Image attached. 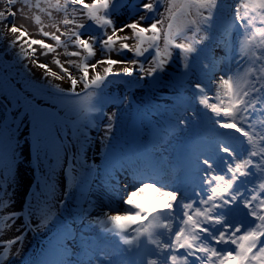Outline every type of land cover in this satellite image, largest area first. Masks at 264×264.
I'll list each match as a JSON object with an SVG mask.
<instances>
[{
    "label": "snow or ice",
    "instance_id": "snow-or-ice-1",
    "mask_svg": "<svg viewBox=\"0 0 264 264\" xmlns=\"http://www.w3.org/2000/svg\"><path fill=\"white\" fill-rule=\"evenodd\" d=\"M18 2L38 10V35L46 39L33 38L8 20L21 11L12 10ZM5 4L0 23L7 21L4 27L11 38L0 32V93L8 56L42 86L29 88L25 81L23 89H13L6 99L0 95V221L6 222L0 224V264L23 260L25 238L53 224L73 191L83 203L74 205L76 211L69 216L119 237L132 255L143 247L142 237L155 246L132 264H264V0H234L227 5L230 13L223 25L225 0ZM53 12L62 16L64 30L57 24L51 25L55 32L44 30L48 25L41 14L53 20ZM218 38L231 56L219 74L208 52ZM174 63L179 86L184 90L186 81L191 98L178 96L168 124L156 134L157 143H166L193 120L208 116L220 130L216 159L204 156L198 141H192L187 157L199 172L196 187L165 182L158 178L159 169L140 158L132 167L108 162L104 171L114 185L109 202L85 197V189L99 175L95 162L89 163L92 144L111 151L117 113L109 114L106 108L127 99L126 93L114 95L109 87L132 82L139 86L148 78L160 84ZM33 68L40 70L38 76ZM64 80L70 87L54 83ZM105 158L107 162V154ZM24 164L38 191L17 206V174ZM57 189L64 193L58 201ZM13 228L17 234L4 239ZM85 245L92 250L91 241L77 239L65 224L39 261L28 264H83L76 253ZM93 259L94 264H124L107 257L99 246L89 264Z\"/></svg>",
    "mask_w": 264,
    "mask_h": 264
},
{
    "label": "bare ground",
    "instance_id": "bare-ground-1",
    "mask_svg": "<svg viewBox=\"0 0 264 264\" xmlns=\"http://www.w3.org/2000/svg\"><path fill=\"white\" fill-rule=\"evenodd\" d=\"M88 2V0H86ZM131 2V0H130ZM228 4L234 3V0H227ZM35 0H32L34 5ZM16 11V23L23 17V15L30 16L31 19L35 18V14H39L38 10L34 7H29L22 2H18L13 5ZM226 9V7H225ZM4 10V7L0 5V11ZM128 9L124 10V15L118 18V22L124 19ZM223 11V10H222ZM230 9H226L225 13L221 15V24H225L229 17ZM56 13L53 12V15ZM42 15L43 23H49L44 19ZM52 22V21H51ZM4 23H0V32L11 38V33L4 27ZM54 22H52L53 24ZM91 23V22H88ZM33 27H28L27 32L33 38L46 39L38 35L39 27L35 22L31 23ZM64 30V27H60ZM45 31L55 32L54 27H45ZM58 34V33H57ZM219 36V35H218ZM63 39V38H62ZM220 40V39H219ZM6 42V41H5ZM163 42L161 41V47ZM227 52L230 49L224 46ZM71 50V49H70ZM225 54V62L223 69L230 63L231 56ZM62 59H76L70 57H62ZM5 70L3 72L4 87L2 93L6 99L7 94L13 89H23L25 87V81H27V87H40V83L35 77H30L26 72L20 69L19 65L15 63V59L11 56L4 58ZM177 66L174 63L172 67L163 76V80L160 84H153L150 78L132 83H115L111 85L108 91L114 95L127 94V99L124 100L122 105L109 104L106 111L111 114L117 113V119L114 121V127L111 137V151L107 148H99V145L93 143L91 151L88 152L89 163L95 162L99 175L94 177L93 183L90 188L85 189V197L88 198H104V202L107 203L108 198L113 195L111 189L112 183L108 180V176L104 169L108 162H122L128 167H132L135 164L137 158L146 160L151 165H154L160 170L158 178L174 184L176 187H180L181 181L178 180L180 176H184L191 173H199L195 167V162L188 159L187 149L195 139L198 141L202 154L216 159L215 144L218 139L217 133L220 131L216 128L211 119L205 116L198 120H193L192 126L185 131H177L173 137L166 138V143H157L156 134L159 129L165 127L168 124V117H170L176 108L178 103V96L183 95L186 98H191V90L187 88V82H184V90H181L179 86V72L176 70ZM33 71L39 75L37 69L33 68ZM130 78H124L127 81ZM58 83L62 88L70 87L67 80L63 82L54 81ZM195 103V102H194ZM199 111H204L203 107L195 105ZM3 109L0 108V114ZM191 116V113L188 114ZM210 115V114H209ZM207 127V130H206ZM201 140V141H200ZM108 144L109 142H105ZM99 149V151H98ZM107 154V162L105 158ZM27 151L25 156H27ZM124 157L121 160V157ZM181 159H187L188 163L182 164ZM189 165V166H188ZM18 176V187L16 189V201L17 206H21L26 199H32L29 195L30 192L38 191L32 185L34 182V176L32 171L28 168L27 164L21 165ZM197 184V183H196ZM197 185L193 184V187ZM64 195L63 191L57 189L54 193V198L58 201ZM83 203V199L79 192H72L71 199L68 201V205L65 209L57 211L56 221L49 225L47 229H44L40 234L29 233L25 238L22 249L23 260L17 258L15 264H28V261H39L43 254L47 251L50 241L53 240L57 229L61 228L65 224L71 228L74 236L79 239L81 236L85 240L91 241L92 250L89 251L87 246L83 247L82 251H77L76 256L83 262V264H89L90 258L94 257L97 246L103 249L104 254L111 258L114 262L123 261L124 264H132V261H142L146 255L143 253L136 254L135 259H129L127 252L125 251L129 246L123 244L119 237H111L105 235L101 229L96 227H88V221H81V219L75 215L69 216V212L75 213L76 209L74 205ZM7 211H10L7 210ZM6 223L0 221V224ZM20 223V221H17ZM17 233L13 228L4 235V239H8ZM142 243L145 242V238H141ZM150 250H154V245H150ZM183 251V250H181ZM87 252V254H85ZM145 254V255H144ZM94 264V259L92 260Z\"/></svg>",
    "mask_w": 264,
    "mask_h": 264
},
{
    "label": "rangeland",
    "instance_id": "rangeland-1",
    "mask_svg": "<svg viewBox=\"0 0 264 264\" xmlns=\"http://www.w3.org/2000/svg\"><path fill=\"white\" fill-rule=\"evenodd\" d=\"M0 5L4 7H6V4H5V0H0ZM225 7L226 9L228 10L229 7H227V5H231V4H228L227 0H225ZM225 7L223 8V11L222 13L224 14L226 9ZM12 10H14V7L12 6ZM17 16V15H16ZM16 16L13 18L11 16L8 17V20L12 21L13 23L16 24L17 27H20V26H23L24 29L28 28V27H33V25L31 24L32 22H35V19H31L30 16L28 15H23V17H21L19 20H18V24L16 23ZM54 16V19L53 20H49L48 19V22L49 23H44L45 25H48L47 27H52V22H54L53 24H57L59 27H64L62 24L59 23V21L62 19V16L60 14H55L53 15ZM45 20L46 17L43 16ZM52 21V22H51ZM5 23H7V21H5ZM3 27V25H0ZM36 27H39V26H36ZM26 30H29V29H26ZM219 35V34H218ZM224 45L222 44V42L219 40V38L217 39V41L215 42L214 45H211L209 46V49H208V52H209V56L210 57H215V60L213 61V64L217 70V74H219V71H222L223 70V66H224V62H225V55H224V52L222 49H224L223 47ZM38 71H40L39 69H37ZM59 82H63V81H59ZM114 188V185L112 184L111 185V189L113 190Z\"/></svg>",
    "mask_w": 264,
    "mask_h": 264
}]
</instances>
